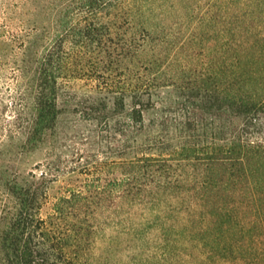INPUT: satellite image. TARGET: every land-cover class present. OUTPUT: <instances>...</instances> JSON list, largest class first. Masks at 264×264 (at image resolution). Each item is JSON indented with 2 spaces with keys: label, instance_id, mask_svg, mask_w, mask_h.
<instances>
[{
  "label": "trees",
  "instance_id": "trees-1",
  "mask_svg": "<svg viewBox=\"0 0 264 264\" xmlns=\"http://www.w3.org/2000/svg\"><path fill=\"white\" fill-rule=\"evenodd\" d=\"M0 264H264V0H0Z\"/></svg>",
  "mask_w": 264,
  "mask_h": 264
},
{
  "label": "rangeland",
  "instance_id": "rangeland-1",
  "mask_svg": "<svg viewBox=\"0 0 264 264\" xmlns=\"http://www.w3.org/2000/svg\"><path fill=\"white\" fill-rule=\"evenodd\" d=\"M62 103V106L65 107L66 103L65 102H61ZM75 117L77 116H74L72 113H69V112H63L60 116V125L63 129H65L66 131H76V129H78L79 127H82L83 126V122H80V124L78 125V123L75 122ZM84 128V127H83ZM96 144H94V148L96 147L95 146ZM103 145V144H102ZM103 149L106 148L105 146L102 147ZM103 154L100 152L99 153V159H103Z\"/></svg>",
  "mask_w": 264,
  "mask_h": 264
}]
</instances>
